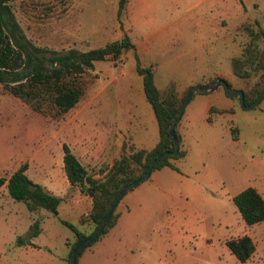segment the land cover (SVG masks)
Masks as SVG:
<instances>
[{"label": "rangeland", "instance_id": "1", "mask_svg": "<svg viewBox=\"0 0 264 264\" xmlns=\"http://www.w3.org/2000/svg\"><path fill=\"white\" fill-rule=\"evenodd\" d=\"M116 7L117 0L8 2L7 28L15 27L19 41L37 48L41 59L49 51L100 47L123 33L134 50L93 62L80 77V98L64 113L34 111L0 86V176L25 163V174L60 199L56 214L29 212L8 196L6 182L1 185L0 264H67L74 237L58 217L86 234L92 230L88 221L80 223L89 198L63 179L62 143L88 170L109 165L121 140L145 149L154 145L157 126L136 61L153 71L157 88L173 80L180 94L216 77L234 90L245 89L246 82L262 86L264 75L244 81L231 73L229 62L244 41L235 31L239 23L255 19L264 29V0H127L119 20ZM210 105L233 112L213 113L207 122ZM174 127L186 150L174 162L177 169L154 170L125 192L114 227L87 244L76 264H264V220L244 224L231 201L246 187L264 199V97L244 109L217 84L191 93ZM34 221V245H17ZM244 234L254 251L240 262L225 241Z\"/></svg>", "mask_w": 264, "mask_h": 264}, {"label": "trees", "instance_id": "2", "mask_svg": "<svg viewBox=\"0 0 264 264\" xmlns=\"http://www.w3.org/2000/svg\"><path fill=\"white\" fill-rule=\"evenodd\" d=\"M9 1L0 0V86L8 94L28 104L34 111L41 112L45 107L46 109H55L56 113L66 112L80 98L82 94L80 77L85 71L93 68V62L103 59L114 61L123 51L134 50L129 36L123 33L119 38L106 42L100 47L85 51L75 49H68L65 52L49 51V55L41 59L36 55L37 48H32L25 42L19 41L22 36L16 33L15 27L7 28L6 18L10 15ZM126 1L117 0V20L123 12ZM11 25L13 24L11 23ZM235 31L244 35V41L239 54L230 58L231 73L244 81H248L251 76L257 74H260V77L263 76L264 29L257 20L248 18L239 23L235 27ZM134 69L141 77L143 96L149 104L156 122L157 140L149 149L135 147L132 143L122 140L118 155L109 165L103 164L97 168L92 167L90 170L79 162L67 145L61 144V162L67 182L76 186L90 200L88 212L80 219L82 221L80 223L88 221L92 225V230L86 234L75 224L58 217L59 222L66 226L74 237L68 244V254L83 239L95 232L118 190L141 177L148 164L158 154L172 150V141L167 133V126L177 115L187 90L180 94L175 88L173 80H169L162 88H157L153 82V71L149 67L141 66L136 61ZM256 85L257 82L253 84L246 82V88L242 89L244 105L252 102L264 90V81L260 88H256ZM207 112L206 121L211 122V114L232 113L233 108L210 105ZM232 132L233 139H235L236 129L233 128ZM176 138L178 140L176 152L157 161L152 166L150 173L162 167L177 169L174 162L183 158L186 150L181 146L177 136ZM25 169L26 164L22 163L7 178L0 176V187L6 182L8 196L14 201L22 202L29 212H35L42 208L53 213L57 209L60 199L44 190L38 183L33 182L25 174ZM94 174H98L100 177H94ZM121 197L116 202L99 234L88 245L114 226L119 215L116 207ZM231 201L244 224L249 226L264 220V199L254 188L246 187L238 191L231 197ZM37 233V221H34L27 238L18 237L16 244L34 245L29 241V238L36 236ZM65 243L67 244V242ZM225 245L235 259L240 262L248 259L254 251V244L246 234L226 240Z\"/></svg>", "mask_w": 264, "mask_h": 264}, {"label": "water", "instance_id": "3", "mask_svg": "<svg viewBox=\"0 0 264 264\" xmlns=\"http://www.w3.org/2000/svg\"><path fill=\"white\" fill-rule=\"evenodd\" d=\"M217 84H220L224 90L225 93L228 96H237L238 97V101L239 104L241 105L242 108L244 109H248L251 107L256 106L259 101L264 97V90L249 104L244 105L243 104V99H242V90H234L231 89L226 82L221 79V78H217L215 79L213 82H210L204 86H193L192 88H190L189 90L186 91V94L181 102V105L179 107L178 113L177 115L171 120V122L168 124L167 126V133L169 134L171 141H172V150L171 151H163L162 153L158 154L147 166L146 170L144 171V173L142 174L141 177H139L138 179L126 184L125 186L121 187L117 194L115 195V197L113 198L111 204L109 205L108 209L106 210L105 214L103 215L101 222L98 226V228L95 230V232L86 237L85 239H83L79 244H77L76 247H74L69 255H68V261L67 264H76V258L77 256L80 254V252L87 246V244H89L90 241H92L100 232L101 228L103 227V225L105 224V222L107 221L108 217L110 216V214L112 213V210L116 204V202L118 201V199L128 190H130L132 187H134L135 185H137L139 182H141L142 180H144L150 173V170L152 168V166L159 161L162 157L166 156V155H170L176 152V150L178 149V140L175 136L174 133V125L176 123V121L179 119L181 112L187 102V100L189 99L191 93L193 92H205L207 91L210 87L216 86ZM57 211H53V214H56Z\"/></svg>", "mask_w": 264, "mask_h": 264}, {"label": "crops", "instance_id": "4", "mask_svg": "<svg viewBox=\"0 0 264 264\" xmlns=\"http://www.w3.org/2000/svg\"><path fill=\"white\" fill-rule=\"evenodd\" d=\"M121 141H122V140H121ZM120 144H121V142H120ZM120 144H119V146H120ZM119 146H118V147H119ZM62 170H63V168H62ZM63 172H64V171H63ZM63 179H64V181H67L66 178H65V175H64V178H63ZM36 183H37V182H36ZM38 184L41 185V187H42L44 190H46L47 192L53 194L51 191H49V190L47 189V186H46V183H45V182H44V183H41V182H40V183H38ZM68 184H69V183H68ZM53 195H54V194H53ZM55 196H56V195H55ZM57 197L59 198V196H57ZM117 205H118V204H117ZM89 207H90V206H89ZM59 208H60V201H59V204H58V206H57V209H59ZM116 208H117V207H116ZM116 211H117V209H116ZM117 212L119 213V215H118V217H117V220H118V218H119V216H120V211H117ZM117 220H116V221H117ZM115 224H116V223H115ZM115 224H114V225H115ZM113 227H114V226H113ZM113 227H112V228H113ZM112 228H111V229H112ZM111 229H110V230H111ZM110 230H109V231H110Z\"/></svg>", "mask_w": 264, "mask_h": 264}]
</instances>
